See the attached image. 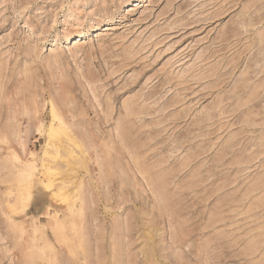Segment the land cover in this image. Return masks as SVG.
<instances>
[{"label":"rangeland","instance_id":"1","mask_svg":"<svg viewBox=\"0 0 264 264\" xmlns=\"http://www.w3.org/2000/svg\"><path fill=\"white\" fill-rule=\"evenodd\" d=\"M0 264H264V0H0Z\"/></svg>","mask_w":264,"mask_h":264},{"label":"bare ground","instance_id":"2","mask_svg":"<svg viewBox=\"0 0 264 264\" xmlns=\"http://www.w3.org/2000/svg\"><path fill=\"white\" fill-rule=\"evenodd\" d=\"M51 129H54V128H51ZM75 226H76V224H75Z\"/></svg>","mask_w":264,"mask_h":264}]
</instances>
